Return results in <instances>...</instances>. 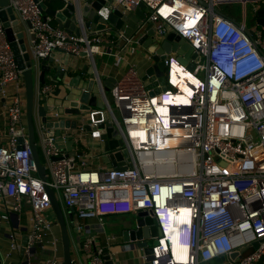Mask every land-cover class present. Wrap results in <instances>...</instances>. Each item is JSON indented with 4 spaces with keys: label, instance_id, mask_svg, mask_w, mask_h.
Here are the masks:
<instances>
[{
    "label": "built area",
    "instance_id": "obj_1",
    "mask_svg": "<svg viewBox=\"0 0 264 264\" xmlns=\"http://www.w3.org/2000/svg\"><path fill=\"white\" fill-rule=\"evenodd\" d=\"M45 1L9 0L35 35L32 52L39 61L57 50L94 58L111 52L118 42L122 49L138 43L136 35L123 32L112 38L54 27L42 9ZM114 1L123 12L144 5L156 39L175 33L200 57L186 60L177 52L164 53L165 90L161 85L158 92L147 90L131 66L110 91L113 103L102 94L105 114L124 144L118 151L129 152L126 168L78 166L77 155L66 153L62 143L84 141L83 135L71 139V132L84 134V125L56 135L39 124L47 180L38 176L23 133V75L0 20V100L7 102L8 120L6 142L0 145V201L5 210L18 214L25 205L31 209L28 260L36 256V264H63L59 240L51 235L54 221L46 215L52 209V189L63 207L74 209L81 219L147 212L160 235L152 245V261L140 264H209L236 251L243 252L239 264H264V36L259 26L251 37L244 31L245 20L238 25L217 13L227 5L245 10L250 5L256 12L264 0ZM146 26L144 21L141 29ZM147 56L152 61L153 54ZM56 87L47 84L41 92ZM60 116L54 110L49 120L59 122ZM167 218L180 242L175 251L164 246L160 226ZM180 218L187 221L188 231L173 223ZM11 240L12 248H18L16 234ZM126 243V251H133V243ZM107 248L109 243L98 248L93 236L82 243L88 264H106Z\"/></svg>",
    "mask_w": 264,
    "mask_h": 264
},
{
    "label": "water",
    "instance_id": "obj_2",
    "mask_svg": "<svg viewBox=\"0 0 264 264\" xmlns=\"http://www.w3.org/2000/svg\"><path fill=\"white\" fill-rule=\"evenodd\" d=\"M42 9L46 16L54 19L58 28L77 35L85 31L88 34L98 32L115 37L125 27H128L130 22L139 23L138 31L135 34L138 43L153 54L149 67L141 76L147 90L156 88L158 85H161L163 90L166 89L164 53L177 52L179 55H183L186 60L189 58L196 61L200 60L196 53L192 54L193 50L189 47V44L175 33H169L162 39H156L153 25L147 20L148 14L144 5H141L135 11L123 12L116 6L114 0H81L77 3H67L60 10L48 9L43 3ZM132 12L134 13L132 14ZM217 13L227 17L220 10H217ZM0 20L6 30L7 38L24 78L26 128L23 133L28 135L29 147L36 163L38 176L44 181L47 180V172L42 164L36 144L38 121L45 124L51 132L60 128L77 129L79 123H83L85 125L84 132L91 135L94 132L91 140L94 139L95 142L99 143L102 151L109 155L113 168H126V159L129 157V152L127 150L118 151L124 144L118 135V131L115 130L107 118L102 101V94L104 93L109 102L113 103L110 91L116 83L102 82L99 76H96L95 80L84 82L80 87L76 85L77 91H74L72 85L66 86L62 83L64 82V71L60 66H54L55 59L52 56L40 61L34 56L30 41L35 39V35L29 32L30 25L23 23L15 11L9 7V0H0ZM144 21H147V26L142 30L141 27ZM236 23L242 25L239 22ZM257 24L264 28V19H258ZM244 31L251 37L255 36L252 29L245 27ZM117 45L120 46V42ZM56 52L70 56L63 50H57ZM80 57L92 58V64H96L93 55L83 53ZM84 68L88 69L89 66ZM47 73H53V75L47 78ZM47 84H57V87L52 92L44 94L41 92V88ZM158 91V88H156V92ZM54 110L61 115L59 122L56 123L49 120V115ZM89 124L95 126L92 127ZM24 144V138L21 137L20 147ZM48 192L51 197L52 211L60 227L63 264H73L71 255L72 240L68 223L74 224L75 233L81 235L82 233L78 232L79 217L74 209H69L67 217L56 198L55 192L52 189H48ZM14 215L16 214L0 207V253L4 251L2 241L11 239L7 228L15 225ZM158 235H160V232L154 225V221L148 216L147 212H141L137 214L136 220L130 222L128 228L124 230L123 240L124 242H132L133 251L135 248L142 251L146 255L147 261L151 262L153 259L151 242H154L155 237ZM27 243L28 237L26 235L22 241V254H25ZM258 245V242L255 243V248ZM242 254V251H236L230 255L217 258L214 262L215 264H239L243 259ZM104 258L107 261L106 264H112L109 252L105 253ZM2 260L3 258L0 256V264ZM22 264L30 263L26 261Z\"/></svg>",
    "mask_w": 264,
    "mask_h": 264
},
{
    "label": "crops",
    "instance_id": "obj_3",
    "mask_svg": "<svg viewBox=\"0 0 264 264\" xmlns=\"http://www.w3.org/2000/svg\"><path fill=\"white\" fill-rule=\"evenodd\" d=\"M81 0H46L44 3L48 9H56L60 10L67 3L79 2ZM225 8V9H224ZM222 12L225 13L224 10H234V5L224 6ZM242 12H244V20L246 21V10L242 8ZM134 12H132L133 14ZM243 14V13H242ZM228 17L235 19L236 22L243 23L242 18L238 16L235 12L233 14L227 13ZM54 27H57V24L52 22ZM251 28L247 26L249 29H254L258 24H256L254 19V12L251 17ZM58 28V27H57ZM139 23L130 22L128 27H125L122 32L125 33L128 37L135 36L138 31ZM106 36V34L104 35ZM115 38L114 36H110ZM31 47L33 46V40L30 41ZM121 47V48H120ZM123 48V43L112 48V51L105 53L103 55H95V63L92 64V60L90 58H82L80 56H67L66 54L54 52L52 57L55 59L54 66H60L64 71V77L62 83L66 86H73L74 91H77L75 88L76 85L82 86L84 82L89 80H95L96 76H99L102 82H108L109 84L117 83L124 74L128 71L131 66H135L136 71L141 77L145 70L149 67L150 62L148 59V51L138 43H133L131 46ZM85 66H89L88 69H85ZM53 73H47L46 76L51 77ZM24 85V78L22 79ZM115 85V84H114ZM10 91L14 92L15 87L10 86ZM7 102L0 100V145H4L6 142L5 133L7 130ZM41 124L39 121L37 122V126ZM84 125L83 123H79V127ZM89 126L94 127L95 125L89 124ZM85 127V125H84ZM56 135H61L64 130L56 129ZM94 133V132H93ZM89 133L82 134L80 130L71 132L72 140L73 137H81L83 135L85 138L84 141L79 143L68 142L66 144L62 143V147L64 148L66 153L77 155V163L78 166H81L83 162L86 163V167L94 170L101 169H111L113 168V164L110 160V157L107 153L102 151V147L99 143L95 142L94 139L91 140L92 136ZM36 144L39 148L41 147V139L39 134L36 136ZM40 153V150H39ZM128 163V160L126 161ZM60 203V202H59ZM61 204V203H60ZM63 207V205L61 204ZM0 207L4 210V204L0 201ZM64 213L68 217L69 209L63 207ZM76 213V212H75ZM16 214L13 216V221L15 223L14 226L8 227L7 232L11 234L17 235L18 248H12V240L9 238L7 240L2 241L3 250L0 253L1 258H3L1 264H22L26 261L30 264H36V256H32L29 258L26 254H22V241L24 236H26L30 229V217L32 215L31 209L29 205H25L24 211L20 214L13 212ZM50 219L54 221V226L52 228V237L59 240L58 243V254L63 258V248L61 241V232L60 227L56 221L54 212L52 209L46 213ZM77 215V213H76ZM137 216V214H127V215H118V216H110L106 218H114V220H110L107 224H104L105 218L102 221L92 218V219H81L80 228H78V232L82 233L78 235L76 241L72 240L71 247V255L73 264H88L89 254L82 249V243L84 239L87 237H95L97 242V247H106L109 243L110 248H107L110 254V262L112 264H140L146 262V255L140 250H134L131 252L126 251L125 246L126 242L121 241L118 236H115V233L118 230H126L128 226L127 220L123 218H127L129 216ZM78 216V215H77ZM82 220L86 221L84 226L82 225ZM92 220V221H89ZM131 220V219H130ZM72 224V223H71ZM68 223V227L71 226ZM75 230L74 224H72ZM70 230V229H69ZM110 239V241H109ZM153 245V244H152ZM95 248L93 249V251ZM83 253V256H80V253ZM209 264H215L214 261H210Z\"/></svg>",
    "mask_w": 264,
    "mask_h": 264
},
{
    "label": "rangeland",
    "instance_id": "obj_4",
    "mask_svg": "<svg viewBox=\"0 0 264 264\" xmlns=\"http://www.w3.org/2000/svg\"><path fill=\"white\" fill-rule=\"evenodd\" d=\"M244 9V8H243ZM225 11V13L224 14H227V13H230V14H233L234 12L236 13V11L237 10H224ZM243 13V14H242ZM246 15H247V19H246V25L249 27V28H251V17H252V13H253V10H252V8H251V6L249 5L248 7H246ZM238 16H240V18H242V20L244 21V12H242L241 11V14L240 15H238ZM201 77V76H200ZM115 113H116V116H117V118L121 121L122 119H121V115H120V113H119V111H115ZM39 150H40V156H41V160H42V162L44 163V164H47V162H46V159H45V157H44V155H43V152H42V150H41V147L39 148ZM123 219H125V220H127V222L128 223H130V222H134L135 220H136V216H134V215H132V216H129V217H127V218H123ZM131 219V220H130ZM110 220H114V218H105V223L104 224H107L108 222H110ZM89 221H92V220H89ZM86 221H84V220H82V225L84 226ZM129 225V224H128ZM127 228H128V226H127ZM70 236H71V240H73V241H76L77 240V238H78V234H76L75 233V231H74V227H73V225L71 224V226H70ZM123 232H124V230H118L116 233H115V236H118L119 238H120V240L121 241H124L123 240ZM152 244H154V242H151V245ZM80 256H83V253L81 252L80 253Z\"/></svg>",
    "mask_w": 264,
    "mask_h": 264
},
{
    "label": "clouds",
    "instance_id": "obj_5",
    "mask_svg": "<svg viewBox=\"0 0 264 264\" xmlns=\"http://www.w3.org/2000/svg\"><path fill=\"white\" fill-rule=\"evenodd\" d=\"M159 223H161V221H159ZM180 226L182 229L184 228L185 232L188 231V229H189L187 223H182ZM160 227H161L163 234L164 235L166 234L164 246H166L169 250L175 251L178 248V245L180 244V242H179V238L177 236H174L172 234L170 236H168V234H169L168 231H170V228H171V220L167 218L166 222L163 225H161ZM180 236H181V234H180Z\"/></svg>",
    "mask_w": 264,
    "mask_h": 264
},
{
    "label": "trees",
    "instance_id": "obj_6",
    "mask_svg": "<svg viewBox=\"0 0 264 264\" xmlns=\"http://www.w3.org/2000/svg\"><path fill=\"white\" fill-rule=\"evenodd\" d=\"M247 7H248V6H247ZM223 8H224V7H223ZM224 9H225V8H224ZM234 9L237 10V11H236V14H237V15H240V14H241V11H242V6H241V5H234ZM254 19H255L256 24H257V20H258V19H264V4L261 5V6L259 7V9H258L256 12H254ZM259 27H260V26H259ZM260 29H262V31H263V36H264V28L260 27ZM258 264H263V262H260V263H258Z\"/></svg>",
    "mask_w": 264,
    "mask_h": 264
},
{
    "label": "bare ground",
    "instance_id": "obj_7",
    "mask_svg": "<svg viewBox=\"0 0 264 264\" xmlns=\"http://www.w3.org/2000/svg\"><path fill=\"white\" fill-rule=\"evenodd\" d=\"M186 75V77H189V75L186 73L185 74ZM172 219H174V218H172ZM175 221V222H174ZM173 221V223L174 224H176L177 225V227L178 226H180L183 222H187L185 219H182V218H180V219H178V220H174ZM171 231H172V233L170 232V231H168L169 232V234H168V236H170L171 234L172 235H174V236H177L176 234H177V230H174L173 228L171 229ZM177 253V252H176ZM177 255V254H176ZM178 259H183L182 257H177Z\"/></svg>",
    "mask_w": 264,
    "mask_h": 264
}]
</instances>
